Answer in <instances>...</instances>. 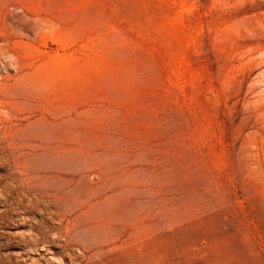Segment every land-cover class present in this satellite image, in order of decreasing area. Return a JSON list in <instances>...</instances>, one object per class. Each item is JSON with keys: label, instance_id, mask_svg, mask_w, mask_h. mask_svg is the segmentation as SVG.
Segmentation results:
<instances>
[{"label": "rangeland", "instance_id": "rangeland-1", "mask_svg": "<svg viewBox=\"0 0 264 264\" xmlns=\"http://www.w3.org/2000/svg\"><path fill=\"white\" fill-rule=\"evenodd\" d=\"M0 264H264V0H0Z\"/></svg>", "mask_w": 264, "mask_h": 264}]
</instances>
